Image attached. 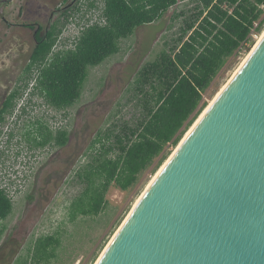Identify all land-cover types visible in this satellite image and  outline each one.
<instances>
[{
	"label": "trees",
	"instance_id": "1",
	"mask_svg": "<svg viewBox=\"0 0 264 264\" xmlns=\"http://www.w3.org/2000/svg\"><path fill=\"white\" fill-rule=\"evenodd\" d=\"M177 1L101 0L100 16L105 23L86 26L73 47L53 51L60 25L68 20L69 8H66L45 33L39 34L40 26L35 29L22 86L27 85L34 72L32 92L41 95L43 103L60 109L73 106L81 96L89 69L118 53L121 40L131 36L137 27L160 19ZM188 1L193 5L175 12L172 17L182 18L178 35L170 43L165 42L156 56L145 62L135 75L131 88L139 113L133 122L113 124L105 131H98L88 142L91 127L87 119L80 120L85 110L82 107L77 115L72 152L70 146L64 144L65 131L57 130V141L62 145L60 161L66 162L67 167L56 178L55 187L82 155L85 146L90 147L87 160L79 163L74 171L82 189L69 204L70 220L78 215L101 212L111 185L126 190L150 166L154 173L207 106L203 92L226 59L242 47L249 50L253 34L261 33L264 28V0ZM89 5L95 6L93 1ZM8 105L9 102L4 103L0 111V122ZM36 124L43 137L41 143H45L49 128L42 121L37 120ZM36 137L30 135V142L36 141ZM48 177L45 174V178ZM53 189L49 192L45 186H39L37 196L28 195L23 217L0 244V264L12 262L26 231ZM34 199H38L36 204L32 202ZM10 210L7 192L0 188V222ZM58 243V238L52 235L37 237L34 247L38 248L40 256L34 254V258L48 259L52 255L48 250Z\"/></svg>",
	"mask_w": 264,
	"mask_h": 264
},
{
	"label": "rangeland",
	"instance_id": "2",
	"mask_svg": "<svg viewBox=\"0 0 264 264\" xmlns=\"http://www.w3.org/2000/svg\"><path fill=\"white\" fill-rule=\"evenodd\" d=\"M90 1L0 0V101L4 94L11 89L19 88L22 96L19 100H15V107L7 124L1 128L0 150L3 149V141L10 129L15 132L12 139L15 142L21 138L24 124L26 131L32 129L37 120L46 124L52 132L58 127H62L66 131L70 130L74 114L79 112L82 107H85V110L81 112L80 120L87 119L91 127L88 142L96 137L98 131H105L113 124L120 125L124 121L133 122L139 113V108L136 105L137 99L132 97L133 90L131 88L137 71L145 62L156 56L164 47L165 42L170 43L171 39L178 35L182 18L173 19V14L193 5L188 0H178L160 19L137 27L131 36L121 40L118 53L110 55L102 63L89 69L81 96L73 106L66 110L68 116L65 118L64 111H55L50 105L43 103L41 95L32 92L34 72H32V78L22 89L24 82L19 81V78L24 77V67L28 62L33 44V29L27 27L26 24L32 23V28L36 26L43 28L52 11L71 3L68 7V20L60 18L61 21H65L60 25L61 28L64 23L69 22L70 17L78 19L79 23L83 25L89 21V18H86L87 15L91 16L94 13L96 17L99 14L98 8L89 6ZM96 3L100 5L99 0H96ZM77 7L78 10H76ZM68 33L64 32L60 35V42L55 41V50L59 49L57 44L68 43L70 39ZM260 34H253V43L249 50L242 47L226 59L209 87L203 92V99L208 104L239 69L255 46ZM17 115L20 116L18 122L14 124ZM36 151L38 152L34 154L28 153L31 157H41L40 159L38 157L31 158L32 166H38L43 160L44 155L40 150ZM174 151L175 148L172 149L170 155ZM89 153L90 147L87 144L82 155L68 169L60 183L56 187L54 185L51 197L44 204L35 222L26 231L17 249V254L10 264H95L108 242L129 215L137 198L146 190L147 184L149 185L151 178L158 170L151 173L152 166H150L142 171L137 181L126 190L111 185L105 194L106 203L101 212L97 215H78L74 220H70L68 216L69 204L82 189L81 184L74 177V171L79 163L87 160ZM6 173L8 171L0 172V188L8 189L5 191L11 203V210L0 222V244L23 217L27 205L26 200L28 195L33 193L32 185L35 181L34 168L26 165L25 177L20 174L15 176ZM42 185L43 183L38 184V186ZM45 190H47L46 186ZM34 191L33 194L37 196L38 192L36 189ZM33 201L36 204L38 199ZM43 235H52L59 240L53 249L48 250L52 255L46 260L36 258L40 256V252L37 247H34L37 237Z\"/></svg>",
	"mask_w": 264,
	"mask_h": 264
},
{
	"label": "water",
	"instance_id": "3",
	"mask_svg": "<svg viewBox=\"0 0 264 264\" xmlns=\"http://www.w3.org/2000/svg\"><path fill=\"white\" fill-rule=\"evenodd\" d=\"M181 140L96 264H264V35Z\"/></svg>",
	"mask_w": 264,
	"mask_h": 264
},
{
	"label": "flooded vegetation",
	"instance_id": "4",
	"mask_svg": "<svg viewBox=\"0 0 264 264\" xmlns=\"http://www.w3.org/2000/svg\"><path fill=\"white\" fill-rule=\"evenodd\" d=\"M71 5V3L66 4L64 6L58 7L55 11H52L50 14V18L47 22V24L42 28L39 32L40 35L46 32L47 27H49L50 23L55 20L66 8H68ZM69 10V9H68ZM25 24V23H24ZM32 23H27V27L30 29H33L32 36L35 34V28H32ZM25 68V67H24ZM25 77V76H24ZM24 77H20L19 81H24ZM23 89V86H22ZM11 96L10 101L8 100V97ZM21 96V90L19 88L17 89H11L9 90L4 96L2 97L0 101V111L3 109V105L6 102H9V105L7 106L8 111H4L3 115L4 118L0 122V138L2 134V126L7 124V120L10 116V114L13 112L15 107V102L19 100ZM16 100V101H15ZM25 105V104H24ZM23 105V106H24ZM51 106V105H50ZM55 111H64L63 115L65 118L68 116L67 109H60L54 106H51ZM77 115L78 112L74 114L73 117V123L70 130L65 131V146H70V152L73 150V145L75 144V128H76V121H77ZM20 115H17L14 119V124L18 122V117ZM20 119V118H19ZM58 129H62V127H58ZM55 129L53 132L49 129V138L45 141V143H41L43 137L39 134L37 130V124L29 130L25 131V124H24V130L21 133L22 136L18 140H15L13 142V137L15 135V132L13 130H9L6 134V139L3 141V149L0 150V169L4 171H8L6 174H14L15 176L20 174V176L25 177V165L27 167H33L34 168V178L35 181L32 185V192L34 193L35 189H37L39 186L38 184H42V186H46L47 190H51L54 188L56 178L61 176L62 169L67 167V163L64 164L60 161V151L62 145L57 141V130ZM44 134V133H43ZM37 136L36 141H31L29 136ZM36 142V143H35ZM45 148V150H44ZM26 149V151H25ZM40 150V152L44 155L43 160L38 164V166H32L33 162L32 159H40V156H29L28 153H37ZM40 154V153H39ZM26 156V160H25ZM32 158V159H31ZM68 156L65 157L67 159ZM45 174H48V179L45 178ZM8 180H11L8 178ZM38 186V187H37ZM34 202V201H32ZM28 203V200H26V204ZM25 204V203H24ZM25 207V206H24ZM19 222V221H18ZM17 222V223H18ZM16 223V224H17Z\"/></svg>",
	"mask_w": 264,
	"mask_h": 264
},
{
	"label": "built area",
	"instance_id": "5",
	"mask_svg": "<svg viewBox=\"0 0 264 264\" xmlns=\"http://www.w3.org/2000/svg\"><path fill=\"white\" fill-rule=\"evenodd\" d=\"M94 2L95 6L93 8H98L99 9V14H97V16L95 17V14L93 13L91 16H94L95 18H92L90 15H87L86 18H89V21L88 22H85V24L81 25L79 23V20L78 19H75L73 17H70V20L69 22H67L66 24L64 23L63 27L61 28V31L60 33L58 34L57 36V43L60 42L59 39H60V35L64 32H69V36H70V39L68 41L67 44H60L58 45L57 44V47H59V49H66V48H71L74 46V42L75 40L77 39L78 35L80 34V32L86 27V26H89L93 23H105V20L100 16V8H101V0H99L100 2V5H98L96 3V0H91L90 2ZM89 2V3H90ZM90 6V5H89ZM92 7V6H90ZM76 10H78V7L76 8ZM54 46H56V43L54 44ZM54 46H53V50L56 51V50H59V49H54ZM6 191H8V189H5Z\"/></svg>",
	"mask_w": 264,
	"mask_h": 264
},
{
	"label": "bare ground",
	"instance_id": "6",
	"mask_svg": "<svg viewBox=\"0 0 264 264\" xmlns=\"http://www.w3.org/2000/svg\"><path fill=\"white\" fill-rule=\"evenodd\" d=\"M263 35H264V29L262 30V32H261V34H260V36H259V38H258V40H257V42H256V44H255V46H256L257 43L260 41V39L263 37ZM255 46H254V47H255ZM254 47H253V49H254ZM253 49H252V50H253ZM252 50H251V51H252ZM250 53H251V52H250ZM250 53H249V54H250ZM248 56H249V55H248ZM248 56H247V57H248ZM246 59H247V58H246ZM246 59H245V60H246ZM245 60H244V61H245ZM243 63H244V62H243ZM243 63H242V64H243ZM242 64H241V65H242ZM217 95H218V94H217ZM215 97H216V96H215ZM215 97H214L213 100H212V101H211V102L205 107V109L199 114V116H198L197 119L194 121V123H193V124L189 127V129L185 132L184 137L181 138V139H182L181 142H182L183 139H185V137L190 133V131L195 127L196 123H198V121L201 119V117H202V116L204 115V113L207 111L208 107L212 104V102L214 101ZM181 142H180V143H181ZM169 157H170V156H169ZM168 159H169V158H168ZM166 162H167V159L163 162V164L158 168V170L156 171V173L153 175V177L151 178V180H150V182H149V185L152 183V181L155 179V177L159 174V172H160L161 169L164 167V165H165ZM149 185L147 184V187H148ZM147 187H146V188H147ZM142 194H143V192H142ZM140 197H141V196H140ZM140 197L137 198V200L135 201V203H134V205H133V208L135 207V205H136L137 202L139 201ZM133 208H132V209H133ZM132 209H131V211H132ZM131 211L129 212V214L131 213ZM128 216H129V215H128ZM128 216H127V217H128ZM126 219H127V218H126ZM126 219H125V220H126ZM125 220H124V221H125ZM124 221H123V222H124ZM122 224H123V223H122ZM120 227H121V226H120ZM120 227H119V228H120ZM118 230H119V229H118ZM115 234H116V233H115ZM115 234L113 235V237L115 236ZM113 237L111 238V240L113 239ZM111 240H110V241H111ZM109 243H110V242H108L107 246L109 245ZM107 246L105 247V249L107 248ZM105 249L102 251L101 255L104 253ZM101 255H100V256H101ZM100 256H99V258H100ZM99 258L97 259V261L99 260ZM96 263H97V262H96ZM96 263H95V264H96Z\"/></svg>",
	"mask_w": 264,
	"mask_h": 264
}]
</instances>
